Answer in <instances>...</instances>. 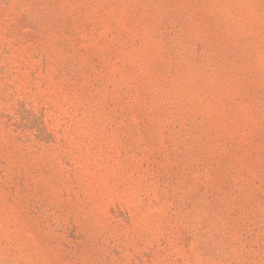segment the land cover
<instances>
[{"label":"rangeland","instance_id":"1","mask_svg":"<svg viewBox=\"0 0 264 264\" xmlns=\"http://www.w3.org/2000/svg\"><path fill=\"white\" fill-rule=\"evenodd\" d=\"M0 264H264V0H0Z\"/></svg>","mask_w":264,"mask_h":264}]
</instances>
